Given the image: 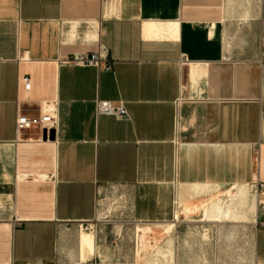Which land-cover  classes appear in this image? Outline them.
Here are the masks:
<instances>
[{"label": "crops", "instance_id": "0c3cea01", "mask_svg": "<svg viewBox=\"0 0 264 264\" xmlns=\"http://www.w3.org/2000/svg\"><path fill=\"white\" fill-rule=\"evenodd\" d=\"M113 13L101 0H0V264H179L180 226L207 220L215 194L249 189L264 264L252 187L264 185L263 7L118 0ZM99 48L109 71L61 63ZM99 101L129 120L97 114ZM18 108L51 113L53 139L17 135ZM110 194L121 209L102 213ZM128 225L160 242L156 259L122 238Z\"/></svg>", "mask_w": 264, "mask_h": 264}, {"label": "rangeland", "instance_id": "374dc122", "mask_svg": "<svg viewBox=\"0 0 264 264\" xmlns=\"http://www.w3.org/2000/svg\"><path fill=\"white\" fill-rule=\"evenodd\" d=\"M231 3L239 4L247 11L254 10L256 13H259L262 7L264 9V0H231ZM247 50L255 51L256 47L253 45ZM252 194L249 189L245 199L238 196L239 191L220 192L209 198L203 209L205 211L208 208L205 213L207 220L204 218L201 224H184L177 230L176 243L180 251L176 258L179 264H257L254 254L255 214ZM101 200L102 213L120 211V200L111 194L102 197ZM218 200L222 201L221 209L224 213L229 214L231 211L239 219L223 222L210 220L207 212L213 206L210 207L211 203ZM134 229L135 226H124L126 235L122 238L133 245L143 259H156L154 256L160 248V242L154 241L151 247L149 239L144 240L132 235Z\"/></svg>", "mask_w": 264, "mask_h": 264}, {"label": "built area", "instance_id": "2783aa9c", "mask_svg": "<svg viewBox=\"0 0 264 264\" xmlns=\"http://www.w3.org/2000/svg\"><path fill=\"white\" fill-rule=\"evenodd\" d=\"M118 0H101L102 4V18L113 17V8ZM61 63L76 66V67H93L98 70L109 71L111 69L108 62L107 52L101 48L95 53L74 55ZM26 91L30 89V82L28 79L23 81ZM97 114L114 116L119 120H129V115L123 106L115 107L106 101L97 102ZM54 118L51 113L39 112L37 116L31 117L21 112L20 108L17 110V117L15 122V129L17 135L27 130H38L40 133L47 132L49 134L53 130L52 123ZM254 191L264 193L263 184H255L252 186ZM83 228V226H81Z\"/></svg>", "mask_w": 264, "mask_h": 264}, {"label": "bare ground", "instance_id": "6f19581e", "mask_svg": "<svg viewBox=\"0 0 264 264\" xmlns=\"http://www.w3.org/2000/svg\"><path fill=\"white\" fill-rule=\"evenodd\" d=\"M207 217L210 220L223 222V221H237L239 218L234 215L231 211L229 214L223 213L221 210V206L218 204H215L211 207L210 211L207 212Z\"/></svg>", "mask_w": 264, "mask_h": 264}, {"label": "water", "instance_id": "95a60500", "mask_svg": "<svg viewBox=\"0 0 264 264\" xmlns=\"http://www.w3.org/2000/svg\"><path fill=\"white\" fill-rule=\"evenodd\" d=\"M53 135H54V132H51L50 133V138L53 139ZM43 139L46 140L47 139V134L46 132H43Z\"/></svg>", "mask_w": 264, "mask_h": 264}]
</instances>
